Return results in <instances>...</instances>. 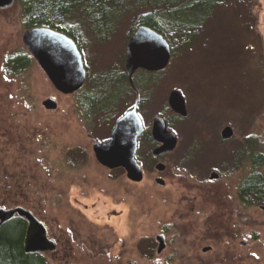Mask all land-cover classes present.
I'll return each mask as SVG.
<instances>
[{"label":"rangeland","instance_id":"374dc122","mask_svg":"<svg viewBox=\"0 0 264 264\" xmlns=\"http://www.w3.org/2000/svg\"><path fill=\"white\" fill-rule=\"evenodd\" d=\"M23 10L21 0L0 6V205L21 207L46 225L57 245L52 263L193 264L196 249L211 246L200 255L205 264H264V211L241 206L238 194L256 155L264 176V0H226L196 29L190 47L177 43L138 112L152 142L153 122L163 117L178 146L161 158V173L145 133L137 155L141 183L102 167L93 151L136 103L127 97L114 105L121 93L106 83L123 59L125 69L134 16L107 43L86 35L87 81L63 95L33 58L21 75L6 71L13 51H27ZM173 91L185 100L186 119L169 107ZM226 127L234 131L228 142L221 136ZM199 216L210 217L208 238L198 234Z\"/></svg>","mask_w":264,"mask_h":264},{"label":"trees","instance_id":"16d2710c","mask_svg":"<svg viewBox=\"0 0 264 264\" xmlns=\"http://www.w3.org/2000/svg\"><path fill=\"white\" fill-rule=\"evenodd\" d=\"M24 4L23 21L27 29L46 27L72 38L79 49L85 47L88 34L97 43H107L112 39L119 26L134 16V23L127 40L141 26L150 27L169 42L172 51H176L179 42L185 47L191 46L196 29L203 26L217 6L226 0H21ZM189 38L188 41L183 40ZM182 40V41H181ZM32 56L25 50L12 52L6 62V71L10 77L25 73L31 64ZM122 67L114 72L117 77L106 81L108 87L120 91V101L132 97L138 100L142 108L152 94L147 90L158 82L164 73H151L140 70L133 77L131 86L126 70ZM140 79L142 82H139ZM142 84V85H141ZM93 103L92 100H89ZM91 112L92 106L88 107ZM90 117V115H89ZM145 137L152 142L150 131ZM153 144L154 141L152 142ZM262 155L253 158L254 170L242 182L240 197L248 206L264 207V176L260 172ZM16 234L8 232V239L0 249V264H44L39 257L26 255L23 248L25 226H18ZM12 229H9L10 231ZM12 235V236H11Z\"/></svg>","mask_w":264,"mask_h":264},{"label":"water","instance_id":"95a60500","mask_svg":"<svg viewBox=\"0 0 264 264\" xmlns=\"http://www.w3.org/2000/svg\"><path fill=\"white\" fill-rule=\"evenodd\" d=\"M9 0H0V6ZM28 53L38 63L54 88L63 95L78 93L87 81V70L83 55L76 42L69 36L46 27L28 29L22 38ZM125 58L127 78L134 88L133 77L140 71L151 73L166 70L173 57L169 42L150 27L141 26L130 37ZM171 110L187 118L188 112L183 96L173 91L168 100ZM138 100L131 110L124 114L115 124L110 138L105 143H96L93 147L97 162L104 168L114 171L123 169L126 177L133 183H141L144 179L143 169L137 159L139 140L146 131L138 112ZM155 143L160 145L153 151V157L160 159L173 152L177 145L176 136L169 130L163 117H156L152 129ZM234 131L226 127L222 132V140L233 138ZM156 170L162 172L165 165L158 164ZM156 183L164 186L163 180ZM27 217L28 214L20 213ZM158 252L165 246L164 238L157 237Z\"/></svg>","mask_w":264,"mask_h":264},{"label":"flooded vegetation","instance_id":"af4514ba","mask_svg":"<svg viewBox=\"0 0 264 264\" xmlns=\"http://www.w3.org/2000/svg\"><path fill=\"white\" fill-rule=\"evenodd\" d=\"M180 118H181V120L186 119V118H183L181 116H180ZM225 142H228V141H225ZM159 146L160 145L155 143V146H154L152 152L156 148H158ZM177 146H178V141H177L176 148H177ZM176 148H175V150H176ZM173 152H171V153H173ZM170 154H167L166 156H168ZM166 156H164V157H166ZM160 160L161 159H155L153 157V162L157 163L156 167L158 164H160ZM165 172H166V167H165V170L162 171L161 173H165ZM215 176H216V173H212L210 180L208 182H206L207 185L214 184V181L212 179H214ZM159 179L163 180L161 178H157L155 181H157ZM238 194L240 195V192ZM239 204L240 205L242 204L243 206L247 205V203L245 201H243L240 196H239ZM260 208H261V210L264 211V207H260ZM20 213H26V214H28V216L25 217ZM209 219H210V217L204 218L202 216H199V218L196 219V222L199 223V226L203 227L202 230L198 231L199 236H207L206 238L211 236V234H212V233H210L211 227H209L208 224H206L209 222ZM192 223H193V221H192ZM21 225L25 226L24 237L22 239L25 254L33 256V257L41 258L43 260L44 264H53L52 261H54V260L51 256L55 255L57 252V245H56L55 241L50 239L46 225L44 223H42L39 220V218L36 217L34 214H32L28 211H25L21 207L14 206V207L8 208L5 206V204L0 205V249L4 244V241L6 239H8V237L6 236L8 234V232H11V234H16V232L19 231L18 226H21ZM9 229H12V230L8 231ZM212 231H213V228H211V232ZM160 236H162V235H160ZM162 237L164 238V242H165V237L164 236H162ZM188 239H192V238H190V235H188L184 239V241H188ZM242 244L243 243L241 242V245ZM166 246L167 245L165 242V246H164L163 251L165 250ZM158 250H159V248H158ZM211 250H213L211 246H205L202 248L198 247L196 249V253H195L196 261L193 264H205L206 262L202 259L203 257L200 255L201 254L202 255L209 254L212 252ZM162 252H158V254H162ZM50 258L52 261L50 260ZM155 264H157V263H155Z\"/></svg>","mask_w":264,"mask_h":264}]
</instances>
